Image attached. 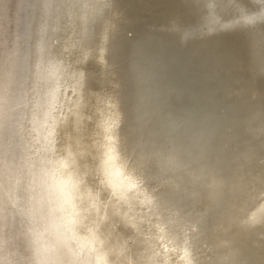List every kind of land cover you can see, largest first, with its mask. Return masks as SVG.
Masks as SVG:
<instances>
[{"label": "bare ground", "instance_id": "obj_1", "mask_svg": "<svg viewBox=\"0 0 264 264\" xmlns=\"http://www.w3.org/2000/svg\"><path fill=\"white\" fill-rule=\"evenodd\" d=\"M12 11L15 73L0 108L18 113L9 125L24 132L6 150L28 143L32 173L26 75L60 81L44 84L43 103L58 211L32 205L46 224L38 239L64 264H264V0H18ZM42 161L29 189L51 198ZM165 185L191 214L178 239L163 232L174 224ZM52 226L64 240L46 236L55 247L42 237Z\"/></svg>", "mask_w": 264, "mask_h": 264}, {"label": "rangeland", "instance_id": "obj_2", "mask_svg": "<svg viewBox=\"0 0 264 264\" xmlns=\"http://www.w3.org/2000/svg\"><path fill=\"white\" fill-rule=\"evenodd\" d=\"M17 1L18 0H16V4ZM16 4H15V0H0V104L2 105L6 98L5 97L6 94L3 93L5 91L4 87H7L8 84L10 85L12 75L14 77V73H15V72H10L8 68H6V66L8 64L9 58L13 57V53L10 50L11 44L8 42L10 41V39H8L7 34L10 35L11 25H12L11 23L13 18L12 8L13 5ZM40 28L42 29L43 27L41 26ZM41 31L42 30H40V32ZM45 32L46 30L43 31L42 33ZM13 33L11 35H13ZM15 35H18V32H15ZM25 47L26 44L22 49V54L24 53ZM26 77L27 79L24 82V88L26 90L25 94L27 95V98L29 100H27V111L24 120L25 122H27V119L30 120V122L33 125V128H35V138L34 139L30 138V144L33 147L31 153L37 156V161L35 159L34 164L36 165V168L34 173H32L31 170L29 171L27 169L25 163L27 162L26 157L24 158L23 152L21 150L19 151V153L15 151V154L14 151H10L8 153V150H6L10 144L16 143V140L18 141L22 137L20 135L23 134L24 130L22 127L21 130L19 128L20 131L18 132V138L16 139L12 127H10L11 125L9 124H11L12 121L13 122L17 121L18 113L12 114L9 111V109L2 106L3 109L0 108V147H2L0 150H2L4 154L0 155V197H1L0 198V264H55L52 263L50 260V258H54V256L57 257L56 264H61V262L62 264H64L62 261V257L65 260L67 258L64 255H61L60 250L57 249L55 245L49 241L50 239L48 240V238L46 237V236H51L53 232L54 240L55 238L57 240L55 241V243L58 246L59 243L64 242L63 238L61 237L62 236L61 232H58L57 229L54 230L53 226L51 227L52 228L51 231H49V229L48 232L47 230H45L47 232L46 233L47 235H44V233L42 232L43 233L42 237L45 239L47 238V241H49L55 247L54 249L56 253L55 251L52 250V248H51L52 251L51 252L49 248L50 245L48 246V244L44 241L43 238H42L43 242L39 240L37 236L39 234L37 231L38 228L40 229L42 227L41 229L43 228L45 229L46 224L44 223V225L42 226L36 222H33L31 218V214H29L30 209L34 210V207L32 205L34 206L36 205L35 209L36 211H38L39 209H41V206L44 204L45 209L47 211V215H49L48 213L51 207H52V213H53V209L57 210L56 204L59 195L56 187L59 181L58 180L59 177L56 168L53 165V158H51L50 154H48V150L46 147L48 141L46 138L47 132L44 131L42 135L40 134V132L41 131L43 132L44 130L39 125L40 123L39 119L41 118L40 114L41 115L44 114V106L42 104L41 109L40 108L37 109V107L31 109V106H33V104L30 103V99L35 95L37 96L39 95L36 93L38 92L37 84H39L38 82L40 80H38L39 77H37L36 74L35 76L31 74L30 76L26 75ZM34 77H35V81L33 80ZM36 80H38V82ZM20 84L21 83H19L17 86L14 87L15 90L13 89V93H10L9 89H7V102H8V93H10L9 94L10 97H12L13 95L18 96L17 88L20 87ZM33 91H35V94L33 93ZM17 102L19 103L20 100ZM38 102L40 103V100L39 101L37 100L35 104ZM31 112H35L34 114L35 116L33 115L32 117H30L29 115ZM40 161H42L44 163V166L47 169H49L51 172V177L54 183L53 186L54 194L52 195L53 197H51L52 199L50 198L49 190L45 188V185H42V187H40L41 188L40 193H38V190L36 188L34 189V191L32 189V192L29 189V185L33 186L35 182H38V177H39L38 166L40 165ZM41 167H43L42 163H41ZM31 179L33 180L30 181ZM9 188H11V190L8 192ZM164 188L165 189L163 193L165 195L163 196H165L164 198L167 202V205H165V213H166L165 216L167 215L169 218H171L174 224L170 225L167 224L166 222L165 226H167V228H165L163 232L166 231L165 232L166 234L170 233L169 236L174 235V238L178 239L179 237L183 236L184 233L186 234L188 232L186 230L189 228V225L192 222L191 214L189 213L188 209H186L187 206L183 207V205H186V202L182 200L183 197L180 196L178 197L177 194H175L176 192L172 189V187H169V185H165ZM41 191H44L43 193H45L42 201H40ZM8 196H10L9 198L11 199L9 198L7 199ZM163 196H161L160 198H163ZM15 198H20V201H18L19 203H16L14 205H12L13 202L9 203V201H13V199ZM53 205L55 208L53 207ZM178 211H180L179 213L182 212L178 216H181V218L186 217L187 219V222L183 226H179L178 222L176 223V219H178V216L176 217L175 214ZM54 214L55 213H53V217L55 219ZM48 217L50 218V216ZM59 221L62 222L61 220ZM187 225L188 228H186ZM47 227H48V223H47ZM181 233H183V235ZM73 236L75 237L74 234ZM90 249L92 251L91 247ZM89 257H81V258L79 257L78 259L82 264H89V263L92 264L94 257L92 258Z\"/></svg>", "mask_w": 264, "mask_h": 264}, {"label": "water", "instance_id": "obj_3", "mask_svg": "<svg viewBox=\"0 0 264 264\" xmlns=\"http://www.w3.org/2000/svg\"><path fill=\"white\" fill-rule=\"evenodd\" d=\"M52 7H53V3H52V5L50 4V2H48L47 4H46V7H45V10L46 11H50L51 9H52ZM49 17H50V14H48V12L46 13V15H45V18L48 20L49 19ZM85 19V18H84ZM83 19V20H84ZM50 20V19H49ZM90 20V16L89 15H87V19H86V21L85 22H87L88 23V21ZM47 24V23H46ZM46 24H44V25H46ZM53 29H54V27L52 28V30H50V29H47V30H50V31H53ZM42 31H41V33L43 32V31H45L46 30V28L45 27H43L42 29H41ZM51 37V36H50ZM49 77H46L45 78V80H43V79H41L40 80V78L38 79V80H40L38 83L39 84H37V86H38V92L36 93V94H39L38 95V97L39 98H37V100L39 101L40 100V103L38 102V103H33V106H31V109H33V108H36L37 107V109L38 108H42V104L44 103V102H47L46 101V96H47V90H48V88H46V86L45 85H51V86H54V85H56L57 83H59L58 82V80H56L54 83H51V82H48L47 80H48V78H51V79H54L55 80V74H49L48 75ZM33 80L35 81V77L33 78ZM62 80V79H61ZM61 83H63V82H61ZM45 84V85H44ZM46 90V91H45ZM51 99L52 98H48V102L49 101H51ZM58 99L56 98L54 101L56 102ZM29 109H30V106H29ZM45 109H46V112L44 113V114H40V116H41V118L39 119V121H40V123H39V125H40V127L41 128H43L44 129V127H45V129L43 130V132L41 131L40 132V134L42 135L43 133H44V131H46V128H47V124H48V122H47V118H48V115H49V110H50V108H49V110L47 111V108L45 107ZM28 113H29V110H28ZM35 114V112H31L30 113V117H32L33 115ZM35 116V115H34ZM46 122H47V124H46ZM49 128H50V125H49ZM18 149H19V151L21 150V151H24L25 150V153L27 154V151L29 150V153H30V147L28 146V143H26V145L23 147L22 145L20 146V147H17ZM20 155H21V153H20ZM35 156V155H34ZM36 158H37V156H35ZM30 158V157H29ZM65 228V229H64ZM63 228V230L64 231H66L67 232V229H66V227H64ZM70 235V234H69ZM93 261H95V259H93ZM93 264H94V262H93Z\"/></svg>", "mask_w": 264, "mask_h": 264}]
</instances>
